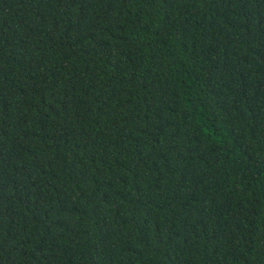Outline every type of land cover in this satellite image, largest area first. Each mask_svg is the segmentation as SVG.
<instances>
[{"label": "trees", "instance_id": "trees-1", "mask_svg": "<svg viewBox=\"0 0 264 264\" xmlns=\"http://www.w3.org/2000/svg\"><path fill=\"white\" fill-rule=\"evenodd\" d=\"M0 264H264V0H0Z\"/></svg>", "mask_w": 264, "mask_h": 264}]
</instances>
